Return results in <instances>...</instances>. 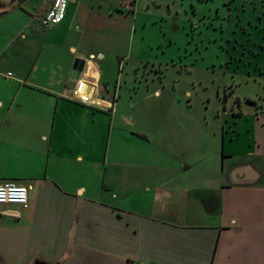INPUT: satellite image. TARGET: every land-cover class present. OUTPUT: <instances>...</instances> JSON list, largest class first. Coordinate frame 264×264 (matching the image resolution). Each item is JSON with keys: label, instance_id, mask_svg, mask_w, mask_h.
<instances>
[{"label": "crops", "instance_id": "obj_1", "mask_svg": "<svg viewBox=\"0 0 264 264\" xmlns=\"http://www.w3.org/2000/svg\"><path fill=\"white\" fill-rule=\"evenodd\" d=\"M101 1L44 29L45 0H0V183L30 204H0V264H264V0H225L223 117L140 73L138 11L105 41L136 0Z\"/></svg>", "mask_w": 264, "mask_h": 264}, {"label": "rangeland", "instance_id": "obj_2", "mask_svg": "<svg viewBox=\"0 0 264 264\" xmlns=\"http://www.w3.org/2000/svg\"><path fill=\"white\" fill-rule=\"evenodd\" d=\"M125 5L128 6L127 3ZM131 10L139 12L137 25L144 26L146 40L154 45L149 46L143 36L145 34L141 31L136 35V38L144 40L143 51L150 59L156 61L155 66L144 61L140 73H156L164 78L184 73L182 82L185 86L188 84L190 88L200 92L199 97L203 98L205 105L209 107L208 111L214 110L220 104L219 110L223 117L226 113L225 92L230 94V91H227L230 87L228 86L225 92L224 88L233 83L234 78L226 72L225 0H136L134 7L125 8L126 17L123 16L120 22V27L124 29L121 34H105V41L129 40L131 29L134 28ZM102 39L104 38H96V42L102 43ZM242 90L247 91L245 82ZM263 94L264 91L261 96ZM232 102H235L234 98ZM232 102L228 105L229 109ZM247 105L245 103V107ZM231 128L230 125L229 129Z\"/></svg>", "mask_w": 264, "mask_h": 264}, {"label": "built area", "instance_id": "obj_3", "mask_svg": "<svg viewBox=\"0 0 264 264\" xmlns=\"http://www.w3.org/2000/svg\"><path fill=\"white\" fill-rule=\"evenodd\" d=\"M47 7L40 18L42 27H52L61 23L67 14L69 0H45ZM11 74V73H9ZM0 204H18L29 207V188L14 181L0 183Z\"/></svg>", "mask_w": 264, "mask_h": 264}, {"label": "water", "instance_id": "obj_4", "mask_svg": "<svg viewBox=\"0 0 264 264\" xmlns=\"http://www.w3.org/2000/svg\"><path fill=\"white\" fill-rule=\"evenodd\" d=\"M101 2L110 3V0H103ZM85 60H80L77 65L74 67L73 77H78L79 74L83 71ZM34 264H47L44 261L37 260Z\"/></svg>", "mask_w": 264, "mask_h": 264}, {"label": "trees", "instance_id": "obj_5", "mask_svg": "<svg viewBox=\"0 0 264 264\" xmlns=\"http://www.w3.org/2000/svg\"><path fill=\"white\" fill-rule=\"evenodd\" d=\"M228 98V94L226 93L225 96H224V101L227 100ZM249 101H252L251 99H248Z\"/></svg>", "mask_w": 264, "mask_h": 264}]
</instances>
